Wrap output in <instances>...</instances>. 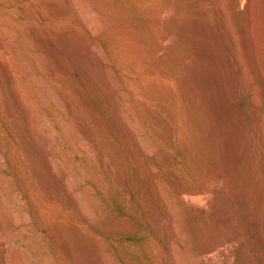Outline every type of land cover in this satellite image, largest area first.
I'll return each instance as SVG.
<instances>
[{
  "label": "rangeland",
  "instance_id": "rangeland-1",
  "mask_svg": "<svg viewBox=\"0 0 264 264\" xmlns=\"http://www.w3.org/2000/svg\"><path fill=\"white\" fill-rule=\"evenodd\" d=\"M234 1L0 0V63L20 75L11 80L0 64V264H169L172 230L182 264H264V154L255 127L264 91L249 89L246 0ZM135 43L141 57H133ZM228 44L245 64L240 89ZM17 90L41 123H52L38 136ZM114 92L144 152L121 123ZM44 132L62 149L58 162L67 160L69 189L60 164L46 166Z\"/></svg>",
  "mask_w": 264,
  "mask_h": 264
},
{
  "label": "bare ground",
  "instance_id": "bare-ground-1",
  "mask_svg": "<svg viewBox=\"0 0 264 264\" xmlns=\"http://www.w3.org/2000/svg\"><path fill=\"white\" fill-rule=\"evenodd\" d=\"M222 1V0H221ZM240 1L241 0H235L234 1V6L235 7H238L239 6V3H240ZM226 2V1H225ZM97 3V2H96ZM101 3V2H100ZM245 5H246V11H245V16H244V20H243V25H242V29H241V40H242V44H243V50H244V54H245V58H246V60H247V63H245V64H248L250 67H251V69H252V78H251V80L249 81V89H250V91H251V93L253 94V95H255L256 93L255 92H257L258 90L257 89H259L260 88V92H261V90H263L264 91V36H263V38L261 37L262 36V31H261V21L263 20V18H262V16H261V12L260 11H262L261 9H262V3H261V1L260 0H246L245 1ZM159 4V3H158ZM161 4V3H160ZM229 4V3H228ZM262 4V5H261ZM99 5V4H98ZM163 5H165V3L163 4ZM222 5V4H221ZM102 6V5H101ZM100 6V7H101ZM106 6V5H105ZM160 6V5H159ZM99 7V8H100ZM103 7H104V5H103ZM121 7V6H120ZM161 8L163 7V6H160ZM170 7V6H169ZM168 7V8H169ZM166 8V7H165ZM167 8V9H168ZM224 6L222 5V6H220V10H221V12L223 13V15H225V12H224ZM172 9V8H171ZM100 10V9H99ZM103 10V9H102ZM108 10V9H107ZM31 11V10H30ZM109 11V10H108ZM163 11H164V9H163ZM162 11V12H163ZM173 11H174V9H173ZM104 12V11H103ZM120 12V11H119ZM164 12H169V11H164ZM28 13H29V11H28ZM106 13V12H105ZM35 14V13H34ZM107 14V13H106ZM110 13H108V15H109ZM164 14V13H163ZM173 14V13H172ZM175 14V13H174ZM111 15V14H110ZM165 15V14H164ZM170 15V14H169ZM168 15V16H169ZM54 16V15H53ZM166 16V15H165ZM173 16V15H172ZM226 16V15H225ZM224 16V17H225ZM107 17V16H106ZM121 17V16H120ZM162 18L164 19V17L162 16ZM41 19V18H40ZM166 19V18H165ZM225 19V18H224ZM226 21V20H225ZM160 22V21H159ZM162 22H164V20H162ZM161 23V22H160ZM162 24V23H161ZM263 24V23H262ZM161 26V25H160ZM162 27H163V25H162ZM159 29V28H158ZM161 29V28H160ZM159 29V30H160ZM165 30V29H164ZM170 30V29H169ZM127 32V31H126ZM129 33H131L130 31H128ZM113 33V32H112ZM114 34V33H113ZM75 35V34H74ZM127 35V34H126ZM129 35V34H128ZM161 36V35H160ZM57 37V36H56ZM130 37H131V35H130ZM173 37H175V32L174 31H168V32H166V35H165V38L169 41L170 39H172L173 40ZM55 38V37H54ZM260 38H262L263 40H261ZM51 41V40H50ZM166 41V40H165ZM172 42V41H171ZM59 43V42H58ZM91 44V43H90ZM93 44V43H92ZM131 44V43H130ZM172 44V43H171ZM77 45V44H76ZM158 45H160V44H158ZM78 46V45H77ZM171 46V45H170ZM169 46V47H170ZM90 47V46H89ZM158 47V46H157ZM165 47H166V45H165ZM164 47V48H165ZM168 47V46H167ZM132 53H133V57L134 58H137V57H141L142 56V54H143V52H145V51H143L142 49V46H140L138 43H135L134 45H132ZM226 48H228V51H229V53H230V55H231V62H232V64H233V67H234V69L236 70V71H239L240 73H241V77L239 78V80H237L236 82H235V84H236V89H240L241 87H242V84L244 83V80H246L245 79V72H243V66L245 65H243V61L241 60V58L239 57V55H238V53H237V51L234 49V47L231 45V44H228V46L226 47ZM73 49V48H72ZM127 49V48H126ZM74 50V49H73ZM129 50V49H128ZM128 50H126V51H128ZM131 50V49H130ZM167 50V49H166ZM161 51H162V47L160 46V47H158V52H157V50H156V52L159 54V53H161ZM165 51V50H164ZM60 52V51H59ZM130 52V51H129ZM53 53V52H52ZM57 53V52H56ZM64 60V59H63ZM2 62V61H1ZM7 63V62H6ZM6 63H0L1 65H3L5 68H6V72H8V75H9V77H10V79L11 80H13V81H17L18 82V79H19V76L20 75H16V74H18L17 73V71L15 72V69L13 70L11 67L12 66H10L11 64H6ZM32 65V64H31ZM160 65V64H159ZM2 66V67H3ZM67 66V65H66ZM86 66H88V65H86ZM246 67V66H245ZM85 68H87V67H85ZM94 68V67H93ZM60 69V68H59ZM88 69V68H87ZM90 70H93L92 68L90 69ZM97 70V69H96ZM183 71V70H182ZM245 71V70H244ZM90 72V71H89ZM96 72V71H95ZM98 72V71H97ZM104 72V71H103ZM49 73V72H48ZM89 74V73H88ZM93 74H95L94 72L92 73V75ZM102 75V74H101ZM63 76V75H62ZM90 76V75H89ZM95 79H97V83H99V75H98V77H97V75L95 74ZM107 77V76H106ZM185 77V76H184ZM251 77V76H250ZM38 78V77H37ZM94 79V78H93ZM110 79V78H109ZM62 80V79H61ZM248 80V79H247ZM21 81V80H20ZM19 81V82H20ZM104 81V80H103ZM111 81V80H110ZM101 82V81H100ZM106 82V84H107V80L105 81ZM24 83V82H23ZM22 83V84H23ZM42 83V82H41ZM68 83V82H67ZM101 83H103V82H101ZM109 83V82H108ZM117 84V83H116ZM191 84V83H190ZM25 85H28L27 83H25ZM30 85V84H29ZM102 85V84H101ZM104 85V84H103ZM17 86V85H16ZM109 86V85H108ZM21 87V86H20ZM23 87H24V84H23ZM27 87H30V86H27ZM45 87V86H44ZM43 88V87H42ZM76 88V87H75ZM107 88V87H106ZM109 88V87H108ZM112 88V87H111ZM115 88V87H114ZM5 89V88H4ZM27 89V88H26ZM108 90V89H107ZM111 90H113L114 91V89H111ZM22 91V90H21ZM117 91V90H116ZM15 92V91H14ZM23 92V91H22ZM112 91H110V93H111ZM121 91H118V93H120ZM32 93V92H31ZM43 93V92H42ZM63 93V92H62ZM107 93V92H106ZM16 94V96L15 97H17V99L20 101V103L22 104V106H23V108H24V110H23V112L25 111V113H26V115H27V118H28V127L27 128H29V130L31 131V133L33 134V136H38V135H40L43 131H45L44 129H45V127L50 123L49 121H48V124H47V122L46 123H41L40 122V119L41 118H39L38 116H36L37 114H35V108L37 107V106H35V108L32 106V104L31 103H29L30 102V100H29V102H27V101H24L23 100V98H22V95H21V93H20V91L19 90H17V92L15 93ZM24 95V94H23ZM29 96H30V94H28ZM34 95H35V93H34ZM113 95V94H112ZM258 95V94H257ZM117 96V92H114V98H115V101H116V97ZM119 96H120V94H119ZM61 98V97H60ZM47 99V98H46ZM45 99V100H46ZM126 99H128V98H126ZM35 100V99H34ZM42 100V99H41ZM49 100V99H48ZM119 100V99H118ZM47 101V100H46ZM125 101V100H124ZM124 101H122V102H124ZM198 101V100H197ZM258 101V100H257ZM43 102V101H42ZM50 102V101H49ZM127 102V101H126ZM113 103H115V102H113ZM125 103V102H124ZM48 104V103H47ZM121 104V103H117V101H116V107H117V111H118V117H119V119H121V123H123L127 128L126 129H128V131L132 134V138H134V142L136 143V145H137V147H138V149L139 150H141V151H143L144 152V150H145V143H143V141H142V137L140 138L139 136V134L137 133L138 131L136 130H134L135 128H133V124H130V125H133L132 126V128H130L128 125H127V123H126V121L124 120V116H123V108L122 107H120L119 105ZM128 104V103H127ZM21 106V107H22ZM126 106V105H125ZM124 106V107H125ZM3 107V106H2ZM129 107V106H128ZM161 107V106H160ZM162 108V107H161ZM63 109V108H62ZM66 109V108H65ZM64 109V110H65ZM167 109V108H166ZM147 110V109H146ZM147 111H150L149 109L147 110ZM93 112V111H92ZM146 112V111H145ZM45 113V112H44ZM154 113V112H153ZM42 116V115H41ZM91 116V115H90ZM127 117V116H126ZM48 118V117H47ZM43 120V119H42ZM41 120V121H42ZM49 120V119H48ZM45 122V121H44ZM11 124V123H10ZM45 124H47V125H45ZM50 124H52V123H50ZM76 124V123H75ZM74 124V125H75ZM19 126V125H18ZM58 126H60V125H58ZM68 126V125H67ZM50 127V126H49ZM49 127H48V129H49ZM69 127V126H68ZM81 127H83V126H81ZM170 127V126H169ZM255 127L257 128V130L260 132V134H261V140H260V144H261V151H260V154L262 155V153L264 154V119L262 118H259L257 121H256V124H255ZM17 129H18V127H17ZM17 129H15V130H17ZM99 129V128H98ZM171 129V128H170ZM53 130V129H52ZM57 130V129H56ZM50 131H51V129H50ZM63 131H65V130H63ZM72 131V130H71ZM17 132V131H16ZM61 132V131H60ZM257 132V131H256ZM15 133V132H14ZM45 133V132H44ZM49 133V132H48ZM51 133H52V131H51ZM54 133H57V132H54ZM54 133H53V135H54ZM65 133V132H64ZM71 133V132H70ZM50 134V133H49ZM47 135L46 133L44 134V137H43V141L41 140V142H42V144H39V146L40 145H42L40 148H42V151H43V153H44V157H45V161H46V166H47V168L51 171V172H54V170L56 169L55 167H57L56 165H57V163L58 164H60L59 166H60V169L58 168L56 171H58V170H61V172L60 171H58V172H60V174L58 175V178H59V180H61V182H63L64 184H65V186L69 189L71 186H70V171H69V169H68V167H69V165H68V163H67V165H68V167H67V165H66V162L65 161H67V160H65V161H63V162H61V163H59L60 161H59V159H60V156L62 155L61 154V150L58 148V146H56L55 144L53 145V143H52V137L50 136V135ZM73 134V133H72ZM52 135V134H51ZM56 135V134H55ZM60 135V134H59ZM74 135V134H73ZM17 136V135H16ZM43 136V135H42ZM61 136V135H60ZM67 137V136H66ZM65 137V138H66ZM79 137H80V134H79ZM1 138V137H0ZM62 138V137H61ZM60 138V139H61ZM72 138V137H71ZM18 139V138H17ZM2 140V139H1ZM22 140V139H21ZM54 140H56V139H54ZM67 140V139H66ZM71 141V140H70ZM147 140L145 139V142H146ZM4 142V141H3ZM55 142V141H54ZM57 142L59 143V141L57 140ZM61 142V141H60ZM74 142V141H73ZM86 142H87V140H86ZM133 142V143H134ZM22 143H23V140H22ZM28 143V142H27ZM71 144H72V141L70 142ZM147 143V142H146ZM80 144H81V142H80ZM89 144V143H88ZM58 145V144H57ZM82 145V144H81ZM110 145H111V143H110ZM128 145V144H127ZM75 146V145H74ZM83 146V145H82ZM129 147H130V145H129ZM146 147H147V144H146ZM29 148V147H28ZM62 148V147H61ZM148 148H149V145H148ZM147 148V149H148ZM32 149V148H31ZM147 149H146V151H147ZM68 150V149H67ZM78 150V149H77ZM89 150V149H88ZM34 151V150H33ZM40 151V150H39ZM90 151V150H89ZM114 151V150H113ZM137 151V150H136ZM153 151V150H152ZM248 151V150H247ZM27 152V151H26ZM31 152V151H30ZM71 153H72V151H70ZM74 152V151H73ZM66 153V152H65ZM70 153V154H71ZM82 153V152H81ZM86 153V152H85ZM139 153V155H140V152H138ZM223 153V152H222ZM232 153V152H231ZM250 153V152H249ZM66 154H68V153H66ZM78 154H79V152H78ZM142 154V153H141ZM64 155V154H63ZM225 155V154H224ZM138 156V155H137ZM64 157V156H63ZM35 158V157H34ZM37 158V157H36ZM35 158V159H36ZM39 158V157H38ZM222 158V157H221ZM99 159V158H98ZM167 159H169V158H167ZM140 160V159H139ZM143 160V159H142ZM146 160V159H145ZM170 160V159H169ZM229 160V159H228ZM36 161H37V159H36ZM35 161V162H36ZM59 161V162H58ZM29 162V161H28ZM77 162V161H76ZM144 162V161H143ZM227 162V161H226ZM74 164H75V162H73ZM101 163V162H100ZM28 164V163H27ZM29 164H30V162H29ZM32 165V164H31ZM30 165V166H31ZM153 165V164H152ZM37 166V165H36ZM39 166V165H38ZM40 166H41V164H40ZM58 166V167H59ZM72 166V165H71ZM79 167V166H78ZM31 168V167H30ZM38 168V167H37ZM249 168H250V171H252V172H256L258 169L256 168V164H255V161L254 160H252V158H250V166H249ZM34 169V168H33ZM257 169V170H256ZM220 170V169H219ZM34 172V171H33ZM39 172H40V170H39ZM38 172V173H39ZM73 172V171H72ZM258 173V172H257ZM43 175V174H42ZM47 176V175H46ZM55 176V175H54ZM258 177H259V175H257ZM88 177V176H87ZM90 177V176H89ZM117 177V176H116ZM38 178V181L40 180V181H42L43 182V177L42 176H38L37 177ZM36 178V179H37ZM72 178V177H71ZM210 178V177H209ZM48 179V178H47ZM57 179V178H56ZM80 179V178H79ZM97 179V178H96ZM157 180V179H156ZM224 180V179H223ZM45 181V180H44ZM73 181V180H72ZM261 181V180H260ZM41 182V183H42ZM212 182V181H211ZM36 183V182H35ZM40 182H38V184H39ZM75 183V182H74ZM76 183H77V181H76ZM160 183V182H159ZM227 183V182H226ZM226 183H224V184H226ZM262 183V182H261ZM260 183V184H261ZM43 184H44V182H43ZM157 184H158V180H157ZM207 184V183H206ZM48 185V184H47ZM43 186V185H42ZM50 186V185H49ZM158 186H160V184L158 185ZM234 186V185H233ZM258 186H260V185H258ZM44 187V186H43ZM43 187L42 188H40V189H42V190H44L43 189ZM47 190V189H46ZM204 190V189H203ZM186 190H184V192H185ZM201 191V190H200ZM231 191H233V190H231ZM44 192H46V191H44ZM67 192H68V190H67ZM190 192V191H189ZM192 192H194V191H192ZM191 192V193H192ZM196 192L197 191H195L194 193L196 194ZM202 192V191H201ZM200 192V193H201ZM47 193V192H46ZM80 193V192H79ZM161 193H163V192H161ZM190 193V194H191ZM206 193V192H205ZM55 194V193H54ZM183 194V193H182ZM186 194H188L187 192H186ZM193 194V193H192ZM194 194V195H195ZM48 195H49V192H48ZM78 195V194H77ZM50 196V195H49ZM79 196V195H78ZM198 196V195H197ZM201 198V197H200ZM79 199V198H78ZM80 202V201H79ZM204 203V202H203ZM85 207V206H84ZM154 207V206H153ZM190 207V206H189ZM78 208V207H77ZM85 209V208H84ZM89 209V208H88ZM94 209V208H93ZM173 211V210H172ZM257 211V210H256ZM85 212V211H84ZM94 212V211H93ZM176 212V211H175ZM221 212V211H220ZM231 212V211H230ZM258 214V213H257ZM157 215V214H156ZM177 215V214H176ZM160 216V215H159ZM42 217V216H41ZM26 219V218H25ZM24 219V220H25ZM123 221V220H122ZM232 221V220H231ZM236 222V221H235ZM171 223H173V219H172V222H170V224ZM178 223V222H177ZM173 225H174V223H173ZM264 226V225H263ZM127 227V226H126ZM175 227V226H174ZM24 228V227H23ZM171 228H172V226H171ZM179 228V227H178ZM170 229V228H169ZM173 229V228H172ZM223 231V230H222ZM21 232H23V231H21ZM67 233V232H66ZM169 233H171V234H169L168 235V238H166V239H168V245H169V264H182L181 263V258H180V254H178V252H177V245H175V242H176V239L178 238V236H180V235H176L175 234V231L174 230H172V231H170ZM168 234V233H167ZM164 235V234H163ZM68 236V235H67ZM166 236V235H165ZM165 238V237H164ZM180 242V241H179ZM214 243V242H213ZM226 243V242H225ZM219 246V245H218ZM221 246V245H220ZM217 248V246H209V247H206V248H204L203 249V251H202V255H204L205 254V256H206V254H209V253H211L214 249H216ZM179 251V250H178ZM201 254V253H200ZM184 255V254H183ZM211 255V254H210ZM17 256V255H16ZM15 256V257H16ZM182 256V255H181ZM19 257V256H18ZM186 257V256H185ZM21 258V257H20ZM20 258H17L16 257V259H17V261L19 262H21L22 260L20 259ZM189 258H190V256H189ZM90 259V258H89ZM166 259V258H165ZM182 259H184L183 257H182ZM187 260V259H186ZM88 263V262H87ZM205 263V262H204ZM184 264H186V262L184 263ZM195 264V263H194Z\"/></svg>",
  "mask_w": 264,
  "mask_h": 264
}]
</instances>
